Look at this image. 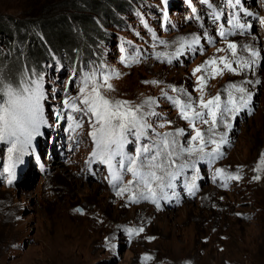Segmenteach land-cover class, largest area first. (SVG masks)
Listing matches in <instances>:
<instances>
[{
    "label": "rangeland",
    "instance_id": "rangeland-1",
    "mask_svg": "<svg viewBox=\"0 0 264 264\" xmlns=\"http://www.w3.org/2000/svg\"><path fill=\"white\" fill-rule=\"evenodd\" d=\"M77 1L0 0L3 29L0 36L18 23L30 28L25 30L26 38L29 32L37 38L41 20L62 16L71 21L72 15L82 13L96 24L102 37L94 39L84 53L83 63L80 61L76 69L73 68L76 64L71 66L62 51L50 46L45 48L40 68L22 61L1 63V58H10L8 52H11L0 41V69L6 81L23 89L32 86V80L41 79L46 96L42 101L46 123L41 125V134L33 138L19 162H15L16 154H12L15 162L12 173L5 171L9 164L7 149L11 145L0 143V264H250L251 259L261 260L264 256V25L259 20L264 18V0H240L235 9L225 0L207 3L124 0L127 1L124 12L111 13L115 21L102 19L98 3L83 7ZM209 4L223 13L215 23ZM234 11L242 24L251 27L234 30L228 41L237 44L239 58H249L243 47L250 46L261 51V60L259 66L239 74L225 72L214 79L206 76L205 100L219 93L223 106L229 84L244 87L245 97L248 93L252 95L246 108L234 117L225 114L224 122L218 123L213 138L219 141L224 136L227 141L221 145V155L214 160H200L198 153L182 156L178 163L195 161V166L184 169L173 181V188H166L163 194L158 190L156 203L150 200L132 203L128 200L131 193L117 195L132 179L131 174H125L115 187L110 183L107 166L91 156L95 144L89 135L90 114L73 113L64 101L79 96L86 73L95 72L98 80L102 75L117 74L109 81L113 90H101L106 98L128 101L132 106L149 98L155 100L152 110L159 118L151 119L156 131L183 129L184 135L177 140L182 146H192L193 128L180 118L178 109L164 93L181 100L191 98L198 104L197 76L205 73L193 75V70L213 57L227 56L232 60L219 31L221 26L231 30L227 21ZM193 35L200 37V43L186 45L175 56L180 38L190 40ZM158 53L165 55L158 57ZM257 80L259 84L255 83ZM173 87L181 91L172 92ZM233 95L241 94L233 92ZM6 100L4 95L0 103ZM77 106L83 107L78 100ZM75 122H80L82 127L72 131L69 126ZM228 123L232 124L231 129L225 126ZM160 124L164 127H159ZM195 126L207 133V125L197 122ZM214 147L207 145L205 152ZM133 148L126 145L125 151L134 154ZM53 156L67 162L66 178L55 176V169L49 168ZM217 169L223 170L224 178L216 175ZM227 176L239 179L229 180ZM193 179L194 195L188 192ZM81 182L96 185L99 190L91 196H84V192L77 194ZM141 227L144 231L138 235L127 232L128 228Z\"/></svg>",
    "mask_w": 264,
    "mask_h": 264
},
{
    "label": "snow or ice",
    "instance_id": "snow-or-ice-1",
    "mask_svg": "<svg viewBox=\"0 0 264 264\" xmlns=\"http://www.w3.org/2000/svg\"><path fill=\"white\" fill-rule=\"evenodd\" d=\"M205 3L208 0H204ZM225 2L235 9L240 5V0H225ZM212 8V5L209 4ZM195 12V9H193ZM222 12H217L212 8L211 17L215 23L220 19ZM252 15V13H246ZM228 24L231 25V30H224L223 26L219 31V35L227 42L226 47L230 53L232 60L227 56L213 57L206 60L202 65L197 66L193 70V75L197 73H205V75L197 76V91L200 92L198 104L193 102L191 98L181 100L164 95L168 100L172 101L181 119L187 121L189 126L193 128L194 135L191 136L192 146H182L177 137L184 135L183 129H176L174 132L160 133L153 127L154 121L152 117H158V114L152 110V106L156 101L149 98L142 104L132 106L128 101L110 100L102 93V89L112 91V85L109 81L113 75H102L101 79H97L95 72L86 73L81 80L79 96L71 99H66L64 105L70 108L73 113L83 112L84 115L90 114V123L92 131L89 133L95 149L91 153L94 160L107 166L111 176L110 183L115 187L118 182L123 180L125 174H131L132 179L127 182L124 187H121L117 195L123 196L124 193H131L128 200L132 203H138L140 200H150L153 203L157 202V191L164 193L166 188L171 189L175 185L173 181L181 174V172L189 167L195 166V161L181 162V157L185 154L189 157L199 154L198 159L214 160L221 155V145L226 143L224 136H221L217 141L213 137L216 134L218 123H223L225 114H231L233 117L242 109L246 108L251 102L252 95L248 93L245 97L246 89L236 84L227 86V100L221 102V95L207 100L204 99V89L207 86L206 76L214 79L217 76H222L225 72L239 74L245 69L259 66L261 60V51L250 46H244L243 51L248 53V59H241L237 54V44L229 42L228 37L233 34L234 30H244L246 27H251V24H242L238 19L235 11L228 19ZM261 25H264V18L259 20ZM160 43H165L160 41ZM200 43V37L193 35L190 40L180 38V46L177 49L175 56H179L185 49V46L191 47ZM224 49H217V52H222ZM164 53H158L157 56H164ZM171 63V59H168ZM233 64L236 67H233ZM222 65V67H221ZM210 69V73L209 70ZM30 87L19 89L14 87L10 81H6L3 69H0V100L3 96H7L5 103H0V143H8L9 164L5 171L12 173L15 162H19L20 156L24 154L28 146L31 144L35 136L40 135L41 125L45 124L42 101L46 99L43 90L41 79L32 80ZM149 83V82H146ZM150 83L156 84L157 81ZM251 83V81H246ZM255 83L259 84L257 80ZM181 91L175 87L172 92ZM233 92L240 93L239 97L233 95ZM77 100L83 107L77 106ZM147 106V110L145 107ZM199 109V110H198ZM69 119H72L69 117ZM202 123L208 126L207 133L197 128L196 123ZM169 125L171 121L167 122ZM231 129L232 124L225 125ZM72 131L82 127L80 122H75L69 126ZM159 127H164L160 124ZM206 135L208 138L206 139ZM215 145L210 152H205L207 145ZM126 145H133L134 154L125 151ZM13 153L16 154L15 162L13 161ZM216 175L224 178L222 169L216 170ZM229 180L239 179L237 176H227ZM259 179V177H255ZM11 183V180H9ZM135 185V192H133ZM227 185H225L226 187ZM196 184L195 179L188 185V192L195 194ZM80 212V209H76ZM141 227L128 228L127 232L130 235H138L143 232ZM149 259V257H145Z\"/></svg>",
    "mask_w": 264,
    "mask_h": 264
},
{
    "label": "trees",
    "instance_id": "trees-1",
    "mask_svg": "<svg viewBox=\"0 0 264 264\" xmlns=\"http://www.w3.org/2000/svg\"><path fill=\"white\" fill-rule=\"evenodd\" d=\"M98 3V9L102 19H113L111 13L124 12L127 1L124 0H106L101 2L100 0H78L77 5L82 4L83 7H92ZM77 5H74V9L78 10ZM89 20V21H88ZM112 21H115L114 19ZM38 23V22H37ZM0 27V31H2ZM26 28L22 24H14L10 28V32L4 33L2 45L7 47L11 54L10 58H1V63L7 61H22L27 66H37L40 68L43 66V57L45 48L50 46L56 51H62L63 55L67 58V62L71 64L75 63L77 68L80 61L83 63L84 53L93 45L94 39H101L99 31L96 28V24L82 14L78 13L71 16V21L59 16L54 19L41 20L37 28V38L34 33H28V38L25 35ZM24 31V32H23ZM28 40V42H26ZM66 62V61H65ZM66 62V63H67ZM250 264H264V256L261 260L251 259Z\"/></svg>",
    "mask_w": 264,
    "mask_h": 264
},
{
    "label": "bare ground",
    "instance_id": "bare-ground-1",
    "mask_svg": "<svg viewBox=\"0 0 264 264\" xmlns=\"http://www.w3.org/2000/svg\"><path fill=\"white\" fill-rule=\"evenodd\" d=\"M66 165H67V162L65 160H62V159L57 160L55 158V156H53L52 164H50L49 168L55 169L54 170L55 176H58L59 178L64 179L68 176L66 173V172H68V170H66V167H67ZM95 169H97L96 164H95ZM80 187H81V189H79L78 192H76V193L78 194L79 192H84L85 193L84 196H91L92 194L97 193V191L99 190L98 189L99 187L97 188L96 185H90V184L82 183V182L80 183Z\"/></svg>",
    "mask_w": 264,
    "mask_h": 264
}]
</instances>
